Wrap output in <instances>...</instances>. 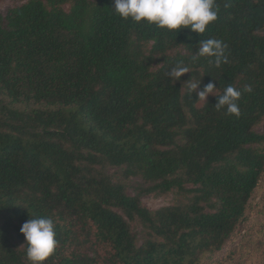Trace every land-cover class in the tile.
Wrapping results in <instances>:
<instances>
[{"label":"trees","instance_id":"1","mask_svg":"<svg viewBox=\"0 0 264 264\" xmlns=\"http://www.w3.org/2000/svg\"><path fill=\"white\" fill-rule=\"evenodd\" d=\"M17 2L0 14V264H29L34 217L56 224L45 264H205L264 184V0H216L201 35L122 20L113 0ZM206 38L228 63L191 62ZM178 60L191 73L173 82ZM190 76L216 95L250 85L240 117L212 95L198 106ZM172 192L157 209L140 199Z\"/></svg>","mask_w":264,"mask_h":264},{"label":"clouds","instance_id":"2","mask_svg":"<svg viewBox=\"0 0 264 264\" xmlns=\"http://www.w3.org/2000/svg\"><path fill=\"white\" fill-rule=\"evenodd\" d=\"M113 5L112 10L122 20L147 23L175 35L181 29H188L197 35L204 34L207 27L217 20L219 11L216 0H113ZM201 58H207L210 64L219 68L228 63V45L216 38L199 40L190 59L196 63ZM186 73H191L190 67L183 60H178L169 69L168 78L173 82L178 81ZM200 84V79L193 80L190 76L183 82L186 94L192 97L195 93L197 99L204 103L212 95L216 98V111H223L236 118L241 115V96L244 92H252L250 85L244 89L228 85L216 95L215 83L209 82L202 89ZM20 232L25 240V254L29 264H45L58 245L54 220L50 217L28 219L20 227Z\"/></svg>","mask_w":264,"mask_h":264},{"label":"rangeland","instance_id":"3","mask_svg":"<svg viewBox=\"0 0 264 264\" xmlns=\"http://www.w3.org/2000/svg\"><path fill=\"white\" fill-rule=\"evenodd\" d=\"M17 0H0V14H4L7 9L15 6ZM68 5L64 8L68 9ZM210 96V95H209ZM204 102L200 101L198 106ZM258 132H264V119L256 128ZM264 148V146H263ZM110 173H115V168H108ZM135 179L126 181V192L129 195H135L137 192L133 189ZM142 204L149 209H157L162 206L175 203L181 199L175 193H169L161 196L146 194L141 196ZM264 206V184L257 190L250 209L247 213V221L243 223L238 230L227 240L223 249L207 259L205 264L211 262L215 264L220 261L223 264H264V209L263 213L259 214ZM135 231L141 230L140 226L135 222L131 223Z\"/></svg>","mask_w":264,"mask_h":264}]
</instances>
